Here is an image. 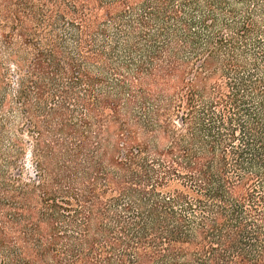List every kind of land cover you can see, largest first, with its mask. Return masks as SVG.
Masks as SVG:
<instances>
[{
    "label": "trees",
    "instance_id": "trees-1",
    "mask_svg": "<svg viewBox=\"0 0 264 264\" xmlns=\"http://www.w3.org/2000/svg\"><path fill=\"white\" fill-rule=\"evenodd\" d=\"M0 264H264V0H0Z\"/></svg>",
    "mask_w": 264,
    "mask_h": 264
}]
</instances>
